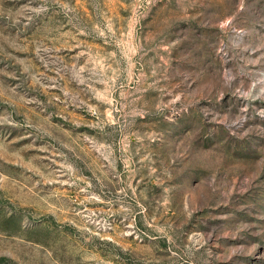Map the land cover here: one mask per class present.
I'll use <instances>...</instances> for the list:
<instances>
[{"label":"rangeland","instance_id":"rangeland-1","mask_svg":"<svg viewBox=\"0 0 264 264\" xmlns=\"http://www.w3.org/2000/svg\"><path fill=\"white\" fill-rule=\"evenodd\" d=\"M0 264H264V0H0Z\"/></svg>","mask_w":264,"mask_h":264}]
</instances>
